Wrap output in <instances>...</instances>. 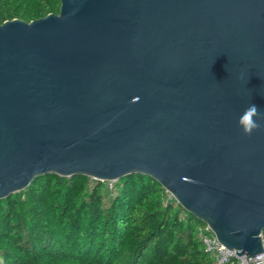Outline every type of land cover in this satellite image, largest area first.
I'll list each match as a JSON object with an SVG mask.
<instances>
[{
    "label": "water",
    "instance_id": "1",
    "mask_svg": "<svg viewBox=\"0 0 264 264\" xmlns=\"http://www.w3.org/2000/svg\"><path fill=\"white\" fill-rule=\"evenodd\" d=\"M0 24V201L35 178L156 180L238 256L264 253V0H60Z\"/></svg>",
    "mask_w": 264,
    "mask_h": 264
},
{
    "label": "trees",
    "instance_id": "2",
    "mask_svg": "<svg viewBox=\"0 0 264 264\" xmlns=\"http://www.w3.org/2000/svg\"><path fill=\"white\" fill-rule=\"evenodd\" d=\"M60 0H0V24L58 14ZM153 178L39 176L0 201V264H215L198 226Z\"/></svg>",
    "mask_w": 264,
    "mask_h": 264
},
{
    "label": "built area",
    "instance_id": "3",
    "mask_svg": "<svg viewBox=\"0 0 264 264\" xmlns=\"http://www.w3.org/2000/svg\"><path fill=\"white\" fill-rule=\"evenodd\" d=\"M112 188V182H110ZM198 232L206 253L215 264H264V253L256 256H238L236 251L227 249L206 224L198 226ZM264 243V233L262 235Z\"/></svg>",
    "mask_w": 264,
    "mask_h": 264
},
{
    "label": "clouds",
    "instance_id": "4",
    "mask_svg": "<svg viewBox=\"0 0 264 264\" xmlns=\"http://www.w3.org/2000/svg\"><path fill=\"white\" fill-rule=\"evenodd\" d=\"M259 121H264V112L255 104H250L239 116L237 125L245 136H251L262 127Z\"/></svg>",
    "mask_w": 264,
    "mask_h": 264
},
{
    "label": "rangeland",
    "instance_id": "5",
    "mask_svg": "<svg viewBox=\"0 0 264 264\" xmlns=\"http://www.w3.org/2000/svg\"><path fill=\"white\" fill-rule=\"evenodd\" d=\"M117 182V181H116Z\"/></svg>",
    "mask_w": 264,
    "mask_h": 264
}]
</instances>
